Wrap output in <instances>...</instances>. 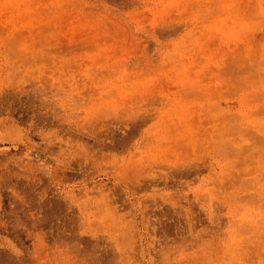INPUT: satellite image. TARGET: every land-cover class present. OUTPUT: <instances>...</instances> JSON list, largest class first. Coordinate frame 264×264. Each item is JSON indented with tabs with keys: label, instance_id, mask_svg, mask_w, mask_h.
Listing matches in <instances>:
<instances>
[{
	"label": "rangeland",
	"instance_id": "1",
	"mask_svg": "<svg viewBox=\"0 0 264 264\" xmlns=\"http://www.w3.org/2000/svg\"><path fill=\"white\" fill-rule=\"evenodd\" d=\"M0 264H264V0H0Z\"/></svg>",
	"mask_w": 264,
	"mask_h": 264
}]
</instances>
